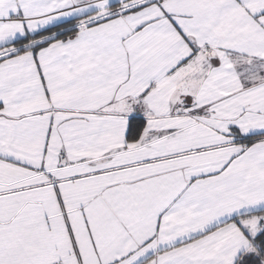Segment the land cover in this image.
Wrapping results in <instances>:
<instances>
[{"label":"snow or ice","instance_id":"obj_1","mask_svg":"<svg viewBox=\"0 0 264 264\" xmlns=\"http://www.w3.org/2000/svg\"><path fill=\"white\" fill-rule=\"evenodd\" d=\"M0 264H264V0H0Z\"/></svg>","mask_w":264,"mask_h":264}]
</instances>
